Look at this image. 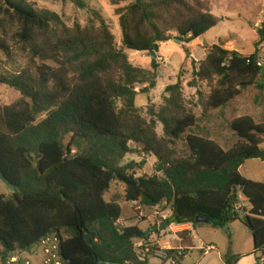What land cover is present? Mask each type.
<instances>
[{
  "label": "trees",
  "instance_id": "16d2710c",
  "mask_svg": "<svg viewBox=\"0 0 264 264\" xmlns=\"http://www.w3.org/2000/svg\"><path fill=\"white\" fill-rule=\"evenodd\" d=\"M70 1L87 7L84 0ZM196 2L135 0L117 8L124 45L151 54L174 34L185 43L205 35L218 21ZM100 22L99 27H69L31 0H0V51L9 59L20 51L27 58L18 72L0 73V84L21 93L17 102L0 104V171L15 187L10 196L0 194V263L56 235L63 264H150L139 257L136 243L151 233L135 224L121 227V205L106 199L119 180L126 184L128 202L169 204L168 225H197L200 215L215 227L242 220L261 264L264 181L249 179L240 169L250 159L264 160V119L234 117L230 127L237 140L224 147L193 131L199 119L185 109L179 80L167 87L165 106L148 120L137 106L136 88L151 83L156 73L133 65L105 20ZM258 36L251 54L214 44L197 61L190 86L218 79L204 113L226 108L248 87L264 90L258 48L264 43V20ZM153 66L158 67L157 60ZM157 121L164 136L156 130ZM184 136L189 152L178 155L166 137L174 142ZM134 152L156 158L153 174H138L146 160L124 163ZM240 194L251 206L244 219L235 209ZM239 259L227 256L226 264Z\"/></svg>",
  "mask_w": 264,
  "mask_h": 264
},
{
  "label": "rangeland",
  "instance_id": "374dc122",
  "mask_svg": "<svg viewBox=\"0 0 264 264\" xmlns=\"http://www.w3.org/2000/svg\"><path fill=\"white\" fill-rule=\"evenodd\" d=\"M36 8L57 13L69 27L80 25L82 27L101 25L100 17L105 20L109 30L115 36L117 48L128 54L129 59L136 67L150 70L156 73L155 86L150 84H138L137 106L141 114L148 120L153 112H158L166 104V98L170 96L167 87L181 80L183 84V105L187 111L198 116V125L193 129L206 137L217 139L224 147L231 146L237 136L230 127V121L240 115H252L257 121L264 119V90L255 86L248 87L232 100L222 110H213L204 113V104L212 88L217 84V78L209 82H199L197 87L190 86L193 80V71L197 67V61L205 58L214 44H221L230 50H238L244 54L256 51V43L259 40L258 28L264 20V0H200L217 18V25L205 35L185 43L177 34L165 43H161L156 54L157 68L153 66V60L149 52L132 51L123 43V32L120 25V16L117 8L125 7L135 0H121L115 4V0H84L86 8H81L72 1L60 0H31ZM196 5L197 0H188ZM180 40V42L175 41ZM261 58L264 59V43L259 45ZM155 60V61H156ZM27 64L26 55L18 52L13 59L7 58L0 51V73L12 75ZM144 90L141 92V90ZM21 98V93L16 88L6 84H0V104H12ZM121 106V102H118ZM153 111V112H152ZM43 114L40 118L45 117ZM156 130L160 136H164L163 124L157 121ZM178 155L189 152L185 136L181 139L170 141ZM135 148V144H132ZM264 148V145L262 146ZM146 160L142 169L137 168L138 174H153L156 160L138 152L129 154L124 163H141ZM241 173L250 179L264 181V160L250 159L241 167ZM126 184L116 180L106 193L108 201L117 202L122 207V215L119 225L125 227L138 223L144 229L155 230L156 236L151 234L146 240L161 239L163 229L161 225L171 216L169 204L157 207H147L141 202H128L125 196ZM13 192L0 180V194L10 196ZM244 219L245 212H240ZM190 241L186 242L191 249L183 259L182 264H226V257H240L235 264H256V256L253 255L254 243L251 230L242 222L234 220L227 227H215L212 223H199L193 225L189 232ZM139 243V241H137ZM136 243V244H137ZM165 245V241L161 242ZM160 247H163L158 243ZM213 246L214 248L207 251ZM206 251V252H205ZM23 261L29 260L31 264H45V254L40 246H35L31 251H17Z\"/></svg>",
  "mask_w": 264,
  "mask_h": 264
},
{
  "label": "built area",
  "instance_id": "2783aa9c",
  "mask_svg": "<svg viewBox=\"0 0 264 264\" xmlns=\"http://www.w3.org/2000/svg\"><path fill=\"white\" fill-rule=\"evenodd\" d=\"M235 209L240 210L238 202L235 204ZM60 240L58 236H47L41 240L38 245L43 249L45 254V264H63L59 253ZM137 253L142 261L148 260L150 264H182L183 259L189 252L185 248H165L160 247L158 242L154 240L141 239L136 244ZM211 247L207 249L209 251ZM23 259L14 254L6 264H21ZM2 264V263H0ZM24 264H31L29 260H25ZM264 264V260L261 261Z\"/></svg>",
  "mask_w": 264,
  "mask_h": 264
},
{
  "label": "crops",
  "instance_id": "0c3cea01",
  "mask_svg": "<svg viewBox=\"0 0 264 264\" xmlns=\"http://www.w3.org/2000/svg\"><path fill=\"white\" fill-rule=\"evenodd\" d=\"M231 122V121H230ZM214 139V138H212ZM156 160L155 157H152ZM250 179V178H249ZM238 204L240 206V212H247L250 210L251 206L246 197L243 195H239ZM138 225L141 227L138 223H133L132 225ZM129 226V225H128ZM193 227L192 223H186V224H176L172 223L168 225L165 229H163V233L161 235V239H157L156 242L160 243L161 246L165 248H185L188 251L191 249V246L187 245L186 242L190 241L189 239V232H191V229ZM147 233H151V236L155 237L156 233L153 232L155 229H144ZM165 241V245H162L161 242ZM211 249L214 248L213 246H210ZM206 252V251H205ZM254 255V254H253Z\"/></svg>",
  "mask_w": 264,
  "mask_h": 264
},
{
  "label": "water",
  "instance_id": "95a60500",
  "mask_svg": "<svg viewBox=\"0 0 264 264\" xmlns=\"http://www.w3.org/2000/svg\"><path fill=\"white\" fill-rule=\"evenodd\" d=\"M175 41L180 42V40H178V39H175ZM151 54H152V60L155 61L156 60V54H157L156 51H151ZM0 180H2L11 189L12 192H15L14 185L8 180V178L5 176V174L2 171H0ZM196 222L197 223H209L210 219L207 216H205V215H200V216H198L196 218ZM166 224H167V222H164L161 225V227L164 228L166 226ZM86 238H87L88 242L90 243L91 240H90V235L89 234L86 235ZM101 264H111V263L104 262V263H101Z\"/></svg>",
  "mask_w": 264,
  "mask_h": 264
}]
</instances>
